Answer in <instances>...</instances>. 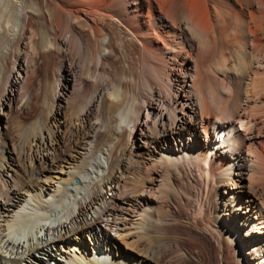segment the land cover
I'll return each instance as SVG.
<instances>
[{
    "label": "bare ground",
    "instance_id": "bare-ground-1",
    "mask_svg": "<svg viewBox=\"0 0 264 264\" xmlns=\"http://www.w3.org/2000/svg\"><path fill=\"white\" fill-rule=\"evenodd\" d=\"M13 45L17 78L54 52L102 121L2 142L0 264H208L176 223L212 264H264V0H0V62ZM101 127L135 135L115 169Z\"/></svg>",
    "mask_w": 264,
    "mask_h": 264
},
{
    "label": "rangeland",
    "instance_id": "rangeland-1",
    "mask_svg": "<svg viewBox=\"0 0 264 264\" xmlns=\"http://www.w3.org/2000/svg\"><path fill=\"white\" fill-rule=\"evenodd\" d=\"M22 51H23L22 48L17 47L16 45H13L9 48V52L5 56L4 60L0 62V66L2 68L0 69L1 71L0 72V93H4L5 91L4 89H6V90H12V92L17 93L20 96L19 98L20 101L18 100V102L14 103L15 106H12V108L9 111L7 107L4 108V110L0 111V119L3 120V117L1 116V114H3L5 115V119L7 122V131L2 130L3 135H1L2 137H0V151L2 149V142L4 141L6 142V144H8V147L10 150L14 148L16 153H22V152L26 153L27 151L26 149L28 148L26 145H24V143L26 141L27 133L32 134L31 131H34L33 133H36L38 129H45V131L47 130L53 131L55 126H52V125H55V124L57 125L59 122H60V125L62 126L65 125L67 128L68 127H71V128L80 127L79 129L85 132L87 129L86 127L87 124H89L90 122L95 123L96 119H98V122L102 119L99 114V110H93L90 114V117L87 119L88 120L87 122L79 123V121H77L79 118L78 115L80 114L82 109L86 107L87 105L86 102L89 101L88 98H90V96L92 95V86L89 82L84 81L83 82L84 85H82L83 87L82 86L78 87L79 83H73L71 78L65 79V76L63 75L64 72L61 69L60 59L52 51H49L47 53L35 51V53H33L35 55L31 54L30 56L32 57H30L28 60V62L30 63L27 62V65H26V69H25L26 72L25 70L24 71L20 70L19 71L20 78L19 77L17 78L16 77L17 73L13 72V67L15 70L18 69L19 62H20L18 59V54L22 53ZM16 79H17V82L15 83L16 84L15 85L14 82L16 81ZM79 88H81V90ZM13 90H17V91H13ZM77 90H78V93H77ZM9 113L11 114L9 115ZM97 116L99 117L97 118ZM77 122L79 123V125ZM18 123L21 125H19ZM30 123L34 125L31 126ZM141 123L143 124L144 121L142 120ZM81 127H84V128H81ZM63 128L62 129L60 128L61 132H60V135L58 136V139L60 136L61 137L63 136L64 138H67L69 136L68 134L69 132L64 131ZM0 129H1V123H0ZM28 129L30 130L29 132H28ZM102 129L103 127H101V131L95 136V143H94L95 149H96V152H101V153L103 152V150L109 151V152L113 150L114 151V152L112 151L113 168L115 169V166L118 163L117 160L121 158L123 149L129 142H130L129 145H131L135 141V135L131 134V138L129 141L128 132H125L122 135H113V134L108 135L109 131L106 132V129H103L104 131ZM18 130H20L22 133H26V135L23 134L25 136L22 135L23 140L21 139V135H20L22 133H20V131L17 132ZM105 134H106V137H104ZM17 135L19 136V138L17 137ZM91 135H93V133ZM9 136L11 137L9 138ZM18 140H20L19 142L22 143L21 145L18 142ZM70 148L68 149V152H66L65 155L68 154V156H72V157L76 156L77 147L75 148L74 146ZM180 223L181 222H179V224ZM170 227H168L170 228L168 229L169 233H172V235L173 234L178 235L179 233L181 238L184 237L182 240L183 241L185 240L188 250L190 251L191 254L195 253V256L198 258L199 262H201V260L204 259L208 264H212L211 259H212L213 252L212 250H209L207 245H205V248L203 249V251H200L199 242H202L203 240L200 239L201 237L197 233H195L194 231L188 230V228L183 225H180L177 228V223H176V226H173V228L172 226ZM176 229H179V230L177 231ZM170 230L171 231L173 230L175 232H170ZM193 237L197 239L198 241L196 242L192 240ZM238 244L236 245L235 243V245L238 247V250L242 253L243 248L241 245L238 246ZM120 246L122 247V250H123L124 246L121 244ZM197 251L198 253L196 254ZM229 251H230L229 256L231 258L232 250H229ZM197 255H201L202 257H199ZM229 262L230 264H236L234 260H230ZM158 264H163V262L159 261Z\"/></svg>",
    "mask_w": 264,
    "mask_h": 264
}]
</instances>
